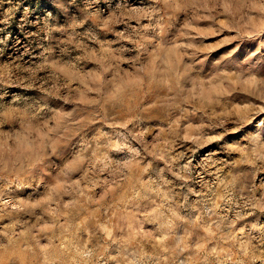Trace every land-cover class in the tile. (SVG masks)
I'll list each match as a JSON object with an SVG mask.
<instances>
[{"label": "rangeland", "instance_id": "rangeland-1", "mask_svg": "<svg viewBox=\"0 0 264 264\" xmlns=\"http://www.w3.org/2000/svg\"><path fill=\"white\" fill-rule=\"evenodd\" d=\"M0 264H264V0H0Z\"/></svg>", "mask_w": 264, "mask_h": 264}]
</instances>
